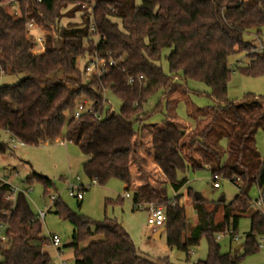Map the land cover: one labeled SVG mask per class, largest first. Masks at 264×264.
<instances>
[{
	"label": "trees",
	"instance_id": "trees-1",
	"mask_svg": "<svg viewBox=\"0 0 264 264\" xmlns=\"http://www.w3.org/2000/svg\"><path fill=\"white\" fill-rule=\"evenodd\" d=\"M11 6L16 10L10 12ZM68 6L72 8L62 14ZM76 13H81V22L61 23L64 15L74 18ZM31 19L49 31L42 53L27 28ZM247 32L264 44V0H142L140 4L137 0H0V77L23 75L16 83L0 84V134L11 133L27 145L76 144L86 156L83 171L90 181L100 185L111 179L122 181L124 190L132 191L135 210L141 202L165 208L169 247L189 257L205 237L207 258L193 264H239L259 250L257 238L264 236V158L255 138L264 129V101L228 99L231 55L246 53L249 62L241 68L244 74L264 75V46L250 55L253 46L244 38ZM166 48L172 49L166 56L171 74L159 64ZM95 53L118 64L100 78L86 76L78 60ZM177 74L209 87V97L216 104L209 124L191 135L173 124L148 128L150 144L147 155L142 154L144 123L161 110L162 100L151 109L146 104L169 91ZM139 75L143 79L128 84L130 77ZM106 90L121 99L119 113L108 110L103 119L91 114L74 118L81 102L104 113ZM12 150L9 142L0 140V155ZM148 156L163 181L148 176ZM205 167L235 184L239 193L226 204L197 198L189 189L197 215L196 225L189 227L178 193L188 179L178 174ZM34 181L42 183L44 196L51 195L50 178L33 172L27 182ZM254 185L263 209L251 200ZM11 188L0 179V223L8 226L0 264H52L44 251L50 239L42 235L41 220L23 191L11 206L5 199ZM53 205L55 213L73 225L70 246L75 264H175L168 257L140 254L116 218L93 221L72 211L61 197ZM220 210L222 217L217 220ZM3 211H9V217ZM242 217L250 219L245 243L240 250L222 252L216 237L236 235ZM94 236L101 239L92 241Z\"/></svg>",
	"mask_w": 264,
	"mask_h": 264
},
{
	"label": "rangeland",
	"instance_id": "rangeland-1",
	"mask_svg": "<svg viewBox=\"0 0 264 264\" xmlns=\"http://www.w3.org/2000/svg\"><path fill=\"white\" fill-rule=\"evenodd\" d=\"M138 4L142 0H137ZM17 6L9 7V11L16 10ZM72 6L63 9L62 14H67ZM81 13H76L74 18L64 15L61 19L63 25L68 22H81ZM43 35L40 40H44L46 29L36 25V28ZM30 37L38 40L33 33ZM244 38L253 48L249 51L252 55L260 52L264 44L257 39L252 32L245 33ZM97 40V37L95 38ZM42 46V45H41ZM40 46L38 52H41ZM171 48L163 50L162 58L159 64L162 66L166 74H171L166 56L171 53ZM249 58L244 52H238L231 55L228 59V65L232 69V74L228 83V99L234 103H241L260 99L264 101V75L250 76L242 72L241 68L246 66ZM84 58L78 60V66L83 68ZM20 76H1L0 84H12L19 81ZM210 89L207 85L194 80H185L181 75H174L173 87L164 95L158 94L153 97L147 104L146 108L151 109L154 105L162 100L161 110L147 120L144 125L146 130L142 133V147H139L143 154L147 155L146 147H149L150 137L148 128L161 127L163 124H173L181 126L187 130L188 135L193 131H201L209 124L212 116V110L215 102L209 97ZM104 115L108 110L119 113L122 107L121 99L111 90L104 92ZM214 132L218 127H213ZM195 131V132H196ZM66 131H64L65 134ZM257 149L264 158V129L260 128L256 135ZM1 141L8 142V134L2 132L0 134ZM225 144V141H224ZM150 165L148 167V176L152 179L163 181L162 173L153 163L152 157L148 156ZM86 156L80 151L78 146L72 142H60L41 144L38 146L22 144L18 149L8 151L0 155V179L9 183L12 187L19 191H23L27 195L32 211L37 214L39 210H47L46 216L42 222V235L57 234L61 239L60 246L56 247L47 244L44 251L50 255L52 264H75L74 251L70 244L72 243L73 225L68 220L62 219L57 213L50 199L49 194L43 195L44 189L42 183L34 181L28 184L27 179L33 175V172L47 176L50 178L54 187L49 189L50 194H59L63 203H65L72 211L84 215L93 221H102L105 217L116 218L129 233L138 251L142 255L151 258L168 257L175 264H193L199 260H204L208 255V244L206 238H202L200 244L192 248L189 257L186 253L177 248H171L167 244L166 233L156 237L152 227L148 224V212L144 209H134L132 198L125 197V185L118 179H111L106 185H100L94 182L92 186L84 192L82 200L71 197L68 193V181H75L80 177L84 184L92 182L86 177L83 171V163ZM178 176L187 177V183L178 192L181 194L180 204L185 207L186 215L189 221V227L192 223H197L196 211L193 208L194 198L188 192L191 189L196 196L201 194L210 202H218L222 196L225 197L224 203H229L235 195L239 193V189L235 184L225 178L219 180L220 186L215 187L212 174L208 167L203 169H189L180 172ZM162 177V178H161ZM128 192V191H127ZM131 190L129 193L131 194ZM173 190L169 189V195L174 196ZM252 201L258 200L260 191L257 185L250 190ZM108 199L121 201L117 203H109ZM222 217V211L217 214V220ZM250 230V219L242 217L236 231L237 240L233 239V234H220L216 237L221 246L222 252H234L239 245L245 243L246 233ZM100 236H94L91 240L97 241ZM259 250L254 254L246 256L239 264H264V236L257 238ZM243 251V250H241Z\"/></svg>",
	"mask_w": 264,
	"mask_h": 264
},
{
	"label": "built area",
	"instance_id": "built-area-1",
	"mask_svg": "<svg viewBox=\"0 0 264 264\" xmlns=\"http://www.w3.org/2000/svg\"><path fill=\"white\" fill-rule=\"evenodd\" d=\"M41 2L42 0H38ZM36 22L34 19H31L27 22V28L32 30L36 26ZM85 63L83 65V73L86 76H96L100 78L101 76L105 75L109 68L112 66H116L118 62L114 60L113 58L106 59L103 56H100L99 54L95 53L94 55L85 57ZM136 79H143V75H139L137 78L130 77L128 80V84L132 85ZM83 114H91L96 119H103L104 113L100 110H96L93 105L88 104L87 102H81L77 105L76 111L74 113V118L78 119ZM8 134V142L11 145V147L16 150L18 149L19 145L24 144L21 142L16 136H14L11 133ZM214 186L219 187L220 183L219 180L222 178L221 175L215 173L212 175ZM3 181V180H2ZM5 182V181H3ZM91 184H84L80 177H77L75 181H68V193L71 197H75L78 200H82L84 197V192L89 189L92 184L96 181H91ZM7 183V182H5ZM20 192L16 188L12 187L9 192L5 194V199L11 202V206H14L16 196ZM59 194H51L50 199L53 203H55L59 199ZM125 197H132L129 192H126ZM254 206L263 209V199L260 197L258 200L253 201ZM135 208L137 209H144L148 212V224L152 227V230L156 232L158 229L165 226L166 222V213L165 208L161 205H156L153 202L150 203H137L135 204ZM49 210V208H47ZM47 210H39L37 213V216L40 220H43L46 216ZM2 214H5L7 217H9L10 212L9 211H3ZM7 224L6 223H0V246L4 245L7 242ZM220 235H218V238ZM233 239L237 240L238 237L236 235L232 236ZM50 244L53 246H60L61 239L57 234L49 235ZM62 264H65L63 261Z\"/></svg>",
	"mask_w": 264,
	"mask_h": 264
},
{
	"label": "crops",
	"instance_id": "crops-1",
	"mask_svg": "<svg viewBox=\"0 0 264 264\" xmlns=\"http://www.w3.org/2000/svg\"><path fill=\"white\" fill-rule=\"evenodd\" d=\"M32 33L36 36V38L38 39V40H36V42L42 47V49H41V52L40 53H42L43 51H44V47H43V42H42V40H40L39 39V37L41 38L43 35L41 34V32L37 29V27L36 28H34V29H32ZM44 41V40H43ZM187 131V130H186ZM60 142H64V141H60ZM140 153H142V151L140 150ZM143 154V153H142ZM162 177H163V175H162ZM161 177V178H162ZM125 185V184H124ZM125 188V187H124ZM200 196H202L201 194H199ZM132 200V199H131ZM194 208V207H193ZM196 217H197V215H196ZM196 224H194V223H192V225H191V227H194ZM163 228H164V230H163ZM163 232H165V227H162V228H160V229H158L156 232H154L155 234V236L156 237H159V236H161V234L163 233ZM242 247V246H241ZM241 249V248H240ZM239 249V250H240Z\"/></svg>",
	"mask_w": 264,
	"mask_h": 264
},
{
	"label": "water",
	"instance_id": "water-1",
	"mask_svg": "<svg viewBox=\"0 0 264 264\" xmlns=\"http://www.w3.org/2000/svg\"><path fill=\"white\" fill-rule=\"evenodd\" d=\"M114 113H115V112L113 111L112 114H114ZM199 140L202 141L201 138H199ZM196 197H197V198H200L201 196H200L199 194H197ZM219 201L224 202V201H225V197L222 196V197L220 198ZM163 230H164V228H163ZM240 248H241V245H239V246L236 248V250H239Z\"/></svg>",
	"mask_w": 264,
	"mask_h": 264
}]
</instances>
